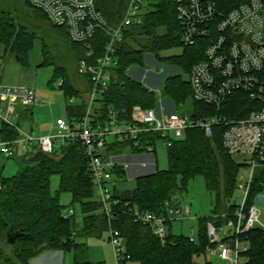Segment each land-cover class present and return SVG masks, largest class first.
Instances as JSON below:
<instances>
[{
    "label": "trees",
    "instance_id": "trees-1",
    "mask_svg": "<svg viewBox=\"0 0 264 264\" xmlns=\"http://www.w3.org/2000/svg\"><path fill=\"white\" fill-rule=\"evenodd\" d=\"M96 1L102 12L111 18L113 14H121L127 0ZM24 2L28 4V0ZM41 16L47 19L43 13ZM13 18L8 10L0 7V42L7 53L20 61L28 56L36 37L28 26ZM49 24L60 36L68 39L63 28ZM179 33L180 25L173 0H156L144 12L142 23L124 32L123 41L116 50L118 63L107 89L96 102L95 111L102 119L109 109H116L119 120L128 123L133 105L155 107V93L149 92L139 78L127 72L133 65L143 67L148 56L179 69L167 75L161 86L162 95L171 109L189 105L192 115L197 118L215 112L213 107L192 99L188 81L191 66L203 58V48L199 45L183 46ZM96 37L103 38L101 34ZM69 42L79 62L85 56L86 47ZM178 46L183 47L181 53L161 54L163 50ZM94 48L96 53L101 52L100 47L94 45ZM47 53L43 49L42 64L47 62ZM60 77L63 79L60 89L69 96L80 95L81 91L69 81L63 66L54 68L50 84L53 86V82ZM242 97L244 95L234 94L228 99V106L233 108L230 111L237 113ZM68 108V119L78 118L85 111V103L81 100ZM220 131L216 127L210 136H206L200 128L186 130L183 137L174 140L167 148L168 167L136 176L135 186L131 190L119 189L121 182L126 179V171L121 165L114 167L110 185L117 202L111 206L113 217L110 221L93 187L80 142L69 141L51 153H44L35 147L20 155L16 158L18 172L15 175L0 174V264H29L32 258L48 250L72 252L73 264H92L88 259L86 244L77 243L75 238L77 235L84 238L100 237L110 228L117 230L123 237L129 260H137L140 264H196L195 257L202 253L205 255L212 247L207 236V223L223 225L238 207L233 202V196L238 187L237 176L241 165L223 147ZM0 135L4 141H13L19 133L15 126L1 121ZM122 146L112 144L109 150ZM130 150L138 154L137 150ZM53 175L58 177L55 190L51 188ZM197 176L203 177L206 190L213 195V209L211 215L199 218L196 239L190 240L189 236L173 233L171 222H167V234L161 241L150 226L133 220L131 211L134 208L157 215L166 214L165 201L184 191L189 180ZM263 191L264 166H260L254 170L245 210ZM62 192L71 195V205L79 204L83 219L79 231L73 229L72 215L64 216L65 206L60 203ZM9 230L19 232L12 244L6 241ZM238 237L248 243L242 264H264L262 229L256 226ZM2 246L9 250L6 251ZM204 264L211 262L206 261Z\"/></svg>",
    "mask_w": 264,
    "mask_h": 264
},
{
    "label": "built area",
    "instance_id": "built-area-1",
    "mask_svg": "<svg viewBox=\"0 0 264 264\" xmlns=\"http://www.w3.org/2000/svg\"><path fill=\"white\" fill-rule=\"evenodd\" d=\"M173 2L180 25V42L183 46L203 48V58L191 66L188 74L192 99L213 107L214 113L197 118L192 111L170 110L161 89L153 90L144 85L149 92L155 93V107L133 105L128 123L119 120L116 109H109L102 119L95 111L96 102L107 89L118 63L116 50L123 41L124 32L143 21V0H127L121 14H113L111 18L102 12L96 0H28V4L40 10L53 26L63 28L70 41L86 47L85 56L77 67L89 85L87 91L79 95V100L85 103V111L71 120L57 118L54 130L48 134L25 131L13 120L19 107L37 103L34 90L0 84V119L15 126L19 133L15 140L1 143L0 151L10 156L14 146L19 144L22 154L35 147L51 153L69 141L80 142L93 187L110 221L113 217L111 206L117 202L110 185L113 169L117 165L124 170L127 167L118 159V154H109L110 145L123 144L122 147L133 148L138 154L153 155L157 141L168 148L188 129L200 128L210 136L212 130L219 127L223 147L241 165L237 183L243 197L223 225L207 223V236L212 244L209 249L228 264H242L248 243L238 236L256 226L262 229L264 236V222L255 202L246 210L244 207L254 170L264 166V0ZM100 34L103 38L97 39ZM94 45L101 48L100 53L95 52ZM62 85L60 78L55 86ZM234 94L244 95L237 113L230 111L233 108L228 106V99ZM74 100L75 96L69 97V102ZM178 203L175 196L165 201L164 215L137 208L131 215L135 222L150 226L162 241L167 234V222H172L177 214L183 218L189 215V205L181 209ZM73 214L72 208L64 212L67 217ZM109 233L117 263L124 264L129 259L124 239L113 228Z\"/></svg>",
    "mask_w": 264,
    "mask_h": 264
},
{
    "label": "rangeland",
    "instance_id": "rangeland-1",
    "mask_svg": "<svg viewBox=\"0 0 264 264\" xmlns=\"http://www.w3.org/2000/svg\"><path fill=\"white\" fill-rule=\"evenodd\" d=\"M24 1L25 0H0V7L8 10L12 17L19 23L28 26L36 37L28 51V56L24 60L19 61L13 57L5 58L0 70V76L2 85L11 87L24 85L33 89L39 100H43V102L38 103L39 105L32 108L34 120L32 126L36 134H38V126L42 125L41 127L48 128L52 123V119L55 120L56 117H67L68 105L74 106L79 102V96L77 95H74L75 100L73 102H69V99H67L69 95L55 86V83L61 77L53 82V86L50 84L54 75V68L63 66L69 81L76 86L86 88L88 82L78 73V62L70 47L69 40L60 36L55 28L49 24L48 20L41 16V12L25 4ZM155 1L156 0H143V8L145 11H148V8L151 7L152 3ZM182 48V46H178L163 50L161 54H178L181 53ZM43 49L47 50L48 57L47 62L42 64L44 59V56H42ZM146 58L147 60H145L143 67L133 65L128 68L127 72L132 77L139 78L140 81L150 89H161L165 77L179 70L176 67L161 63L150 56ZM165 105L171 110L167 103ZM178 110L179 112H189L190 107L187 105V107H182ZM13 122H16L15 118ZM20 125L22 127L24 126L23 128L25 129L29 127L28 122L23 123V121H21ZM155 146L156 148L153 154L154 159H152L153 167L150 166V168H146L138 173L144 174L152 172L155 169L161 170L168 167L167 148L162 145L161 141H157ZM126 151H128V149H126ZM131 155L134 154L131 153ZM3 164L4 167L0 169V174L3 176H12L18 172V167L14 158L5 160ZM135 180L136 177L134 175L127 174L126 179L119 185V189L122 191L131 190L135 186ZM57 185L58 177L53 175L51 177L52 190H55ZM66 195L65 192L60 194V200L65 205V210L72 208L74 210L72 218L73 216L75 219L79 218L81 214L79 204L74 203V205H71L69 200L64 199ZM175 197L179 199L178 206L182 209L183 205H189L190 212L186 218L182 216L181 218L179 214H177L175 219L171 222V230L173 233H181L196 239L198 235L199 218L209 216L212 213L213 195L206 190L203 177L197 176L189 180L186 189L175 195ZM242 197V190L238 186L234 192L233 202L240 204L242 202ZM254 202L260 210V219L264 222V191L257 195ZM109 236V231H105L100 237L86 238L91 255L93 256V250L95 252L94 261L96 263L118 264L115 250L110 242ZM2 247L6 251L9 250L7 247ZM210 250L211 249H208L205 255L202 253L195 257L196 264H204L206 261H210L211 264H228L226 261L220 259L216 253H210ZM52 252L49 251L44 254L47 256L53 255V258H50V264H72V253L70 251H62L59 253ZM43 257L44 256H41V258ZM124 264H140V262L128 259Z\"/></svg>",
    "mask_w": 264,
    "mask_h": 264
},
{
    "label": "crops",
    "instance_id": "crops-1",
    "mask_svg": "<svg viewBox=\"0 0 264 264\" xmlns=\"http://www.w3.org/2000/svg\"><path fill=\"white\" fill-rule=\"evenodd\" d=\"M42 56H43V50H42ZM6 57H13V58H15L14 56H12L9 53H7L4 44L0 42V70H1V67H2L3 62H4V60H5ZM15 59L18 60L17 58H15ZM84 79H85V81H87L85 77H84ZM0 83L2 85L1 76H0ZM88 86L86 88H81L80 86H76L75 85V87L78 88V89L80 87V89H79L81 91L80 95L83 94V92L87 91ZM18 87H26V86L22 85V86H18ZM69 97L70 96H68L67 99H69ZM79 101H81V100H79ZM40 102H42V101L38 99L37 103L34 104V105H32V106H29V107H19L16 110V117H15V121L16 122H14V124H17L19 127H21L22 129H24L25 131L34 132L36 134V132L34 131V128L32 126V122H34L32 108L34 106L39 105L38 103H40ZM68 117H69V108H68V111H67V117H65V118H68ZM57 118H59V117H56V119ZM55 120L52 119V121H51L52 123H51V125L48 128L41 127L42 125L38 126V131H39L38 134L45 135V134H48V133L52 132L54 130V128H55ZM21 121H23V123L28 122L29 123V125H28L29 127L27 129L23 128L24 126L22 127L20 125L21 124ZM0 124H1V119H0ZM44 131H46V132H44ZM3 142H4V140H3V138L0 135V145ZM14 147L15 148L13 150V153L10 156H7V155H5L4 153H2L0 151V164H1L0 169H2L4 167L3 162L5 160L10 159V158H14L15 159V162H16V158H18L20 155H22V153L20 151L19 144H16ZM108 152H109V154L110 153L119 154L118 155V159L120 161H122L123 163H126L127 164V167L125 168L126 175L127 174H132L135 177L138 176V175H143V174H140L138 172L139 171H142V170H145L146 168H150V166L153 167V160L152 159H154V157L151 154H148V155L147 154H143V155H141V154H136V153L134 154L133 153L134 155H131V153H132L131 150L129 149L128 151H126V148H124V147H122V148L121 147H117V148H114L113 150H109ZM143 163H144V165H143ZM16 165H17V163H16ZM17 167H18V165H17ZM154 171L155 170H153L152 172H154ZM152 172H149V173H152ZM144 174H148V173H144ZM66 194L67 195L64 197V199L65 200H69L71 202V195L69 193H66ZM60 203L62 205H64L61 202V200H60ZM82 224H83V219H82V215L81 214H80L79 218H77V219H75L74 216H73V218H72V226H73V229L75 231H79L81 229V227H82ZM75 240H76L77 243H84V244H86V246H87L88 259H89L90 262H92V264H96V262L94 261V256H95L94 253L95 252L93 250V253H92L93 256H92L91 253H90V251H89V246L87 244L86 238L77 235L76 238H75ZM90 247H92V246H90ZM49 251H51V252L52 251L53 252H58V253L59 252H62L60 250H48V251H45L42 254H40V255L32 258L30 260L29 264H50V262H51V259L50 258H53V255H51V256L44 255L46 252H49ZM41 256H44L43 258H45V259L41 258ZM72 264H73V253H72Z\"/></svg>",
    "mask_w": 264,
    "mask_h": 264
},
{
    "label": "water",
    "instance_id": "water-1",
    "mask_svg": "<svg viewBox=\"0 0 264 264\" xmlns=\"http://www.w3.org/2000/svg\"><path fill=\"white\" fill-rule=\"evenodd\" d=\"M18 235H19V232H17V231H12V230L7 231V233H6L7 243H10V244L14 243L15 239Z\"/></svg>",
    "mask_w": 264,
    "mask_h": 264
}]
</instances>
